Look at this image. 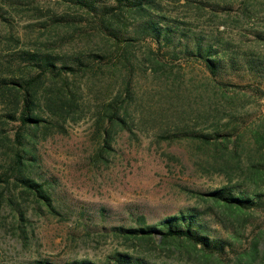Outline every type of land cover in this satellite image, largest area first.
I'll list each match as a JSON object with an SVG mask.
<instances>
[{
	"label": "rangeland",
	"instance_id": "374dc122",
	"mask_svg": "<svg viewBox=\"0 0 264 264\" xmlns=\"http://www.w3.org/2000/svg\"><path fill=\"white\" fill-rule=\"evenodd\" d=\"M155 1L161 13L228 43L231 55L264 60V0ZM122 18L133 19L129 14ZM94 25L83 11L65 4L0 0L1 76L13 72L6 60L23 49L66 58L105 55L99 65L68 76L79 93L74 118L62 121L61 128L38 131L32 171L51 183L54 210L18 186L10 184L4 191L22 216L8 202L1 205L0 264L40 258L101 262L114 251L147 255L158 264H217L175 244L126 240L112 228L136 225V215L155 223L185 207L206 209L212 203L204 193L229 183L263 186L250 169L259 161L256 146L264 143V91L255 90L256 83L245 75L215 81L199 61L173 59L148 40L123 49ZM261 86L264 90V80ZM115 100L129 112L128 129L115 130L112 149L97 159L95 119ZM197 134L213 138L203 142ZM250 215L253 224L243 245L256 238L257 259L251 262L242 254L240 263L224 257L219 264L264 261V211Z\"/></svg>",
	"mask_w": 264,
	"mask_h": 264
},
{
	"label": "trees",
	"instance_id": "16d2710c",
	"mask_svg": "<svg viewBox=\"0 0 264 264\" xmlns=\"http://www.w3.org/2000/svg\"><path fill=\"white\" fill-rule=\"evenodd\" d=\"M49 1L83 11L96 22L97 26L94 27L102 34L111 36L116 43H122L123 49L138 39L148 40L155 43L157 50H164L173 59L199 61L215 81L223 83L222 80H229L231 74L245 75L256 83L255 90L264 91L261 86L264 60L246 54L242 57L231 55L228 43L216 37H207L186 27V23L161 13L160 5L155 0ZM123 14L131 15L132 21H125ZM127 54L125 52L122 56L130 64ZM104 56L89 53L66 58L51 51L23 49L6 60L13 72L8 76L0 75V102L4 108L0 115V148L3 153L0 163V209L4 202H8L19 217L22 216L13 200L4 194L12 184L32 195L44 207L54 210L51 205V183L40 181L32 171L38 160V131L51 125L61 128L62 121L74 118L73 114L79 109V93L76 84L68 80V76L78 75L90 66L99 65ZM40 87L45 88L44 93L40 92ZM125 89L128 91L127 87ZM128 115L126 107L115 100L107 103L97 116L95 125L100 138L95 151L97 159L105 158L112 149L111 140L115 130L128 129ZM197 136L203 142L213 138V135ZM255 150L259 161L250 171L262 178L263 186H251L243 181L229 183L204 193L205 199L212 203L206 209L185 207L155 223H147L143 214L136 215V225L112 229L126 240L150 242L156 239L161 247L167 243L175 244L180 249L199 253L204 262L214 258L213 261L219 264V260L228 257L240 263L242 254L251 262L256 260L261 252L256 238L245 247L243 245V238L253 224L250 213L254 210L264 211V143L257 145ZM231 152L235 153L234 150ZM27 264L158 263L147 255L114 251L101 262L74 259L58 263L40 258Z\"/></svg>",
	"mask_w": 264,
	"mask_h": 264
}]
</instances>
